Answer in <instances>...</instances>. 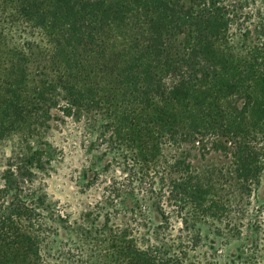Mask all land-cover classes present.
<instances>
[{"label":"trees","instance_id":"obj_1","mask_svg":"<svg viewBox=\"0 0 264 264\" xmlns=\"http://www.w3.org/2000/svg\"><path fill=\"white\" fill-rule=\"evenodd\" d=\"M10 7L19 17L16 26L55 35L71 47V61L82 66L85 79L78 83L71 72L51 75L46 65L32 74L24 47L0 27V138L13 130L33 134L48 124L53 107L79 116L106 111L107 125L143 165L157 158L161 143L214 136L213 143L232 145L225 148L244 190L259 183L264 5L246 10L241 0H0V9ZM8 43L13 45L4 48ZM95 68L108 76V90L94 85ZM54 151L46 144L11 160L0 186V264H264L243 255L224 262L191 259L186 243L169 242L164 211L146 240L127 226H108V220L102 226L75 223L83 254L77 257L74 244L61 247L56 239L65 215L30 187Z\"/></svg>","mask_w":264,"mask_h":264},{"label":"rangeland","instance_id":"obj_2","mask_svg":"<svg viewBox=\"0 0 264 264\" xmlns=\"http://www.w3.org/2000/svg\"><path fill=\"white\" fill-rule=\"evenodd\" d=\"M241 1L246 10L264 5V0ZM18 20L11 7L0 9V27L10 42L24 47L32 74L46 65L51 75L71 72L78 83L85 79L82 66L71 61L76 55L71 47L55 35L16 26ZM27 42H33V47H25ZM97 73H91L94 85L108 90V76ZM108 114L79 116L53 107L48 124L33 134L13 130L0 138V186L14 157L50 144L55 148L53 158L45 168L35 170L30 187L37 195L45 194L65 215L56 226V239L61 247L74 244L77 257L83 254L75 223L102 226L108 220V226H127L146 240L163 221L164 211L170 218L167 229L173 225L170 232L165 229L169 242L186 243L191 259L224 262L243 255L264 263V158L260 181L250 190H244L225 148L232 145L225 139L213 143L214 136H205L200 143H161L157 158L149 157L143 165L114 125H107ZM263 147L264 142L255 143V149Z\"/></svg>","mask_w":264,"mask_h":264}]
</instances>
